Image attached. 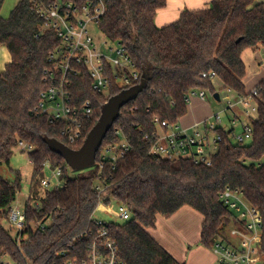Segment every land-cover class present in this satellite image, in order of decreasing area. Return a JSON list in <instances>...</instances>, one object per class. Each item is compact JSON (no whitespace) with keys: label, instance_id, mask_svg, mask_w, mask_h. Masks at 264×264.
I'll list each match as a JSON object with an SVG mask.
<instances>
[{"label":"trees","instance_id":"1","mask_svg":"<svg viewBox=\"0 0 264 264\" xmlns=\"http://www.w3.org/2000/svg\"><path fill=\"white\" fill-rule=\"evenodd\" d=\"M4 2L0 0V46L8 48L12 60L0 70V165L10 164L22 141L33 147L28 157L34 161V171L20 241L3 220L8 221L21 189V174L13 181L0 175V264H11L6 258L12 264L83 263L94 242L110 254L101 243L104 239L113 242L117 259L124 264H185L148 229L156 226L158 215L171 216L189 206L204 216L200 243L212 248L229 222L236 224L234 212L219 197L227 185L242 189L248 202L264 216V79L253 97L258 116L252 120V141L234 143L229 132L219 129L223 140L211 166L189 158L154 157L145 139L155 131V117L173 123L187 114L186 98L191 92L204 90L213 96L218 92L212 78L203 73L215 72L224 87L240 97L252 95L245 84L243 53L264 46V2L213 0L208 8L186 9L177 21L159 27L156 16L167 0H104L100 29L107 38L127 47L140 73L136 85L142 90L121 109L102 142L105 147L122 140L115 133L119 129L130 146L126 156L115 164L106 161L100 169L98 153L96 165L75 177L69 176L68 164L50 149L46 139L81 148L99 120L102 106L124 89L114 75L108 94L92 89L87 72L75 79L77 101L92 99L95 116L85 124L83 138L71 145L61 134L63 124H53L35 110L46 86L49 54L61 41L53 31L41 28L32 0H21L8 18L1 16ZM48 160L52 167H63L65 182L42 193L37 178ZM99 182L109 187L105 203L116 200L127 205L131 219L98 224ZM37 222H43L46 229L36 228ZM103 229L107 236L98 237Z\"/></svg>","mask_w":264,"mask_h":264},{"label":"built area","instance_id":"2","mask_svg":"<svg viewBox=\"0 0 264 264\" xmlns=\"http://www.w3.org/2000/svg\"><path fill=\"white\" fill-rule=\"evenodd\" d=\"M32 2L36 14L41 19V28L53 31L61 41L49 54L50 66L45 73L46 86L41 92L35 110L45 114L51 123L63 124L62 136L74 145L83 138L85 124L95 116L92 99L77 101L74 92L75 79L87 72L88 77L92 79V89L108 94L112 75L123 89H127L137 84L140 73L127 47L118 41L110 40L100 29L101 17L106 9L104 0H86L82 4L72 0ZM96 29L103 33V39L96 37ZM203 77H210L213 80L217 75L215 72H209L203 73ZM207 93L204 90L191 92L186 101L189 103L191 94L205 99ZM251 93L250 97H240L239 103L244 107V112H233L229 130L205 120L196 122L192 128L194 130L190 131L191 129L181 124L180 119L172 123L155 117V131L145 136L149 154L168 159L189 158L196 164L211 166L223 140V134L219 129L229 132L234 143L246 144L252 141L254 136L252 120L258 116V104L253 97L258 95V90L254 89ZM200 126H203V129L200 130ZM238 128L239 132L236 131ZM115 133L121 136L122 140L111 146H101L98 151L100 169L104 168L106 161L115 164L124 158L130 148L121 131L116 129ZM19 145L27 154L33 149L31 145L22 141ZM30 162L34 164L32 158ZM48 169L52 170L51 176L46 175ZM62 175V166L52 167L49 160L45 162L39 180L40 191L45 193L63 186L65 180ZM108 189L104 182L97 183V190L101 194L99 206L105 204ZM219 197L223 205L235 214L236 227L232 229L231 235L238 240L231 243L224 234L215 239L212 249L217 256V263L264 264L262 250L264 216L261 210L248 202L240 188L227 185ZM119 204V217L124 220L131 219L132 213L128 206ZM96 219L99 225L105 224L103 220ZM8 222L20 241L26 227L25 211L18 206H12ZM34 225L36 228L46 229L43 222ZM107 234V230L103 229L98 237H106ZM101 243L106 251L108 249L111 251L110 254L100 250L98 242H94L87 261L83 263L73 261L69 264H124L117 259L116 249L111 240L104 239ZM1 260L4 263L3 258Z\"/></svg>","mask_w":264,"mask_h":264},{"label":"rangeland","instance_id":"3","mask_svg":"<svg viewBox=\"0 0 264 264\" xmlns=\"http://www.w3.org/2000/svg\"><path fill=\"white\" fill-rule=\"evenodd\" d=\"M11 0H5L3 9L5 13H8L11 9L7 7L8 3ZM264 1V0H263ZM98 39H103L104 35L101 31L96 29L95 33ZM243 57L245 63L247 65V73L245 77V84L248 91H253L257 84L264 79V46H261L259 49H246L243 53ZM214 86L217 91L220 93L221 99L216 100L212 95L213 92L207 93L205 99H202L199 95H190V101L188 103V112L185 116L182 117L181 124L184 127H190L196 121H205L207 120L209 123H217L220 127L225 130L231 129V121L230 119L233 116V112L242 113L243 107L240 105V96L234 90L224 87L223 83L219 78L214 80ZM255 101V100H254ZM231 107V108H229ZM245 117V116H243ZM200 130L203 129V126H200ZM191 129L190 131H193ZM237 132L240 131V128ZM68 174L70 177H75L80 172H85L90 169V167L76 170L73 169L71 166L68 165ZM33 164L30 162V158L28 157L27 152L22 151V147L18 145L14 149V155L11 159L10 164H2L0 165V175L4 178L13 181L16 178V174L20 172L21 174V189L17 194L16 201L14 202L13 206L20 207L21 210H24L26 201L28 199V195L30 193V189L33 182ZM47 176L52 175V170L48 169L46 172ZM40 180V176L37 178V181ZM120 209V204L118 201L113 200L111 203H105L98 207L95 212V217L98 219L103 220L105 223L109 222H124L126 220L122 219L118 215V211ZM3 224L6 228L11 229L13 233L15 230L11 227L10 223L7 220H3ZM161 226V224H159ZM236 226L232 222L226 226L223 230L224 235L228 238L231 243H235L238 239L232 237L231 231ZM188 239H196V227L192 225L190 227V231L187 234ZM187 247V261L188 264H218L217 263V256L211 251L212 249H208L204 252H194L191 255V250ZM206 247V246H205ZM182 248V247H181ZM180 246H177V250L181 252L182 249ZM185 253V252H184ZM11 264L12 261L7 259ZM185 261V260H184Z\"/></svg>","mask_w":264,"mask_h":264},{"label":"crops","instance_id":"4","mask_svg":"<svg viewBox=\"0 0 264 264\" xmlns=\"http://www.w3.org/2000/svg\"><path fill=\"white\" fill-rule=\"evenodd\" d=\"M20 1L21 0H11V2H7V7L11 6V9L8 13H5L4 10H1V16L3 18H8L12 10ZM212 1L213 0H167V5L160 9L157 13L156 23L159 27H164L177 21L184 10H200L208 8ZM258 1L264 2L263 0ZM11 60L12 57L8 48L6 46H0V70H5L6 65L10 63ZM215 79H213V83ZM195 123L187 128L192 129ZM203 221L204 216L201 213L189 206H184L171 216L158 215L156 226L149 228L148 231L180 263L188 264L187 257L190 251H188L189 253L187 254L186 245H188V248H190L189 250H191V255L194 252L202 253L209 249L200 243ZM159 224H161V226H159ZM192 225L196 227V233L198 237L191 240L188 239L187 234L190 231V227H192ZM177 246L183 248H181V252L176 251ZM211 251L214 253L213 249Z\"/></svg>","mask_w":264,"mask_h":264},{"label":"water","instance_id":"5","mask_svg":"<svg viewBox=\"0 0 264 264\" xmlns=\"http://www.w3.org/2000/svg\"><path fill=\"white\" fill-rule=\"evenodd\" d=\"M141 90L142 86L136 85L111 97L102 106L101 116L87 135L81 148L72 149L57 139H46L50 149L60 154L73 169L80 170L94 166L102 142L119 116L121 109L130 101L136 99ZM214 98L220 100L221 96L216 92Z\"/></svg>","mask_w":264,"mask_h":264}]
</instances>
